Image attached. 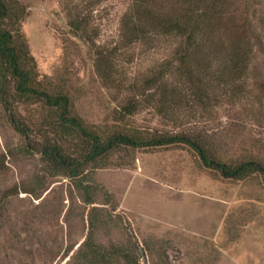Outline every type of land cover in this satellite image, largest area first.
<instances>
[{"label":"rangeland","instance_id":"rangeland-1","mask_svg":"<svg viewBox=\"0 0 264 264\" xmlns=\"http://www.w3.org/2000/svg\"><path fill=\"white\" fill-rule=\"evenodd\" d=\"M17 1L27 9L21 31L38 79L47 89L65 92L73 112L92 128L189 131L227 158H264V0H217V14L201 38L212 62L198 67H204L194 81L199 95L186 90L185 76L178 80L171 71L167 82L181 87L180 97L159 107L158 96L150 97L152 87L142 94L133 89L141 104L124 120L113 116L130 87L141 88L170 60L177 40L160 35L121 44L124 15L136 0ZM180 1L156 4L172 12ZM235 46L245 58L237 75L222 65ZM98 51L109 57L106 78L95 65ZM17 111L30 130L28 139L0 106V264H72L87 233L88 206L69 178L48 175L40 153L24 149L28 140H39L46 109L21 103ZM86 171L111 196L105 204L100 193L95 205H115L119 215L117 225L111 220L96 232V242L128 247L135 242L139 264H264L260 176H216L185 145L119 148L104 166Z\"/></svg>","mask_w":264,"mask_h":264},{"label":"trees","instance_id":"trees-1","mask_svg":"<svg viewBox=\"0 0 264 264\" xmlns=\"http://www.w3.org/2000/svg\"><path fill=\"white\" fill-rule=\"evenodd\" d=\"M180 3L182 5L180 4L179 9L174 8L172 12H168L161 9L156 0H136L124 15L121 44L145 40L149 42L160 35L173 37L178 43L173 57L163 62L141 88L134 85L130 87L131 94L125 97L120 108L114 112L113 117L116 119L124 120L138 110L141 103L136 101L133 89H139L138 93H143L146 88L152 87L150 97L153 99V96H158V101L162 102L159 107L173 101L174 97H180L181 87L177 88L167 82L166 77L171 71L177 74V78L180 76L178 80L185 76L186 90L192 89L194 95H199V86L194 81L200 80L197 78V74L201 73L198 69L204 70V67H198L208 66L212 62L203 49L204 41L201 38L217 14V0H197L193 5L191 0H182ZM199 3L203 5L200 6ZM26 15V7L17 0H0V106L12 127L27 139L30 130L17 111V104L34 103L46 109L37 128L39 140H28L24 149L31 148L40 153V161L48 175H64L69 178L73 188L88 206L87 233L74 251L72 264H117L120 261L124 264H139L138 256L135 257L133 252L138 248L135 242H132L131 247L119 244L105 246L96 242L95 237L96 232L109 224V221L112 220L117 225L115 221L119 215L114 213L115 205L110 209L95 205L100 193L106 198L105 204L111 201V196L101 191L86 169L90 166H104L111 153L119 148L185 145L198 156L200 165L216 176L242 180L258 175L264 183L263 157L227 158L193 132L170 134L154 131L143 134L136 129L121 128L108 133L86 124L73 112L72 102L65 92L47 89L38 79L35 60L21 31V23ZM70 25L73 26V23L70 22ZM75 28L79 29L78 26ZM232 50L235 52L234 56L223 61L222 65L237 75L243 73L241 67L245 58L240 53V47L235 46ZM96 54L95 65L101 75L106 70L103 64L109 57L102 51ZM103 76L108 77L106 71ZM163 108L166 111L165 106ZM36 182L40 186L41 178H37ZM35 189L23 191L33 193Z\"/></svg>","mask_w":264,"mask_h":264},{"label":"water","instance_id":"water-1","mask_svg":"<svg viewBox=\"0 0 264 264\" xmlns=\"http://www.w3.org/2000/svg\"><path fill=\"white\" fill-rule=\"evenodd\" d=\"M140 251H141L142 257H144V254H143V251H142V249H140Z\"/></svg>","mask_w":264,"mask_h":264}]
</instances>
